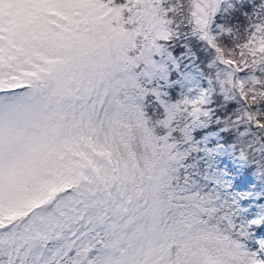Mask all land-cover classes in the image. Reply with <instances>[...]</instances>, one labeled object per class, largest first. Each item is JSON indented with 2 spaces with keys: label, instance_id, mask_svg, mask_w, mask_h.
Instances as JSON below:
<instances>
[{
  "label": "snow or ice",
  "instance_id": "1",
  "mask_svg": "<svg viewBox=\"0 0 264 264\" xmlns=\"http://www.w3.org/2000/svg\"><path fill=\"white\" fill-rule=\"evenodd\" d=\"M0 264H264V0H0Z\"/></svg>",
  "mask_w": 264,
  "mask_h": 264
}]
</instances>
